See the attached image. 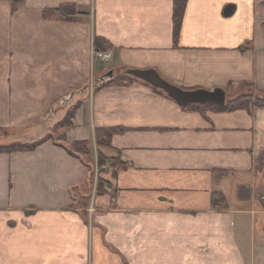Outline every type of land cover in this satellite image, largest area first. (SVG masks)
<instances>
[{
	"label": "crops",
	"instance_id": "1",
	"mask_svg": "<svg viewBox=\"0 0 264 264\" xmlns=\"http://www.w3.org/2000/svg\"><path fill=\"white\" fill-rule=\"evenodd\" d=\"M173 15L174 0H0V144L64 135L0 153V264H264V108L182 106L138 78L107 85L155 69L227 100L263 92L264 0H187L177 40ZM96 37L110 61L93 57ZM108 127L124 129L111 155L127 168L103 166L114 190L98 194L96 130Z\"/></svg>",
	"mask_w": 264,
	"mask_h": 264
},
{
	"label": "trees",
	"instance_id": "2",
	"mask_svg": "<svg viewBox=\"0 0 264 264\" xmlns=\"http://www.w3.org/2000/svg\"><path fill=\"white\" fill-rule=\"evenodd\" d=\"M24 0H13L14 8H18L23 4ZM187 6V0H174V37L175 40L178 39L181 27L183 16L185 13V9ZM72 7L70 5H64L58 9H47L44 11V17H52L57 15V13H69ZM95 46L98 50H107L109 46L106 44V41L101 37L95 38ZM136 81V78L130 74H128L127 70L123 73L118 74L115 78H113L107 85H117V86H128L133 84ZM158 93H164L163 90L152 87ZM242 88L252 90L249 92H244L236 95L234 98L227 100V103L223 107H219L213 104H203L206 106H213L216 109L223 111H236V110H247L252 111L254 108H264V91L263 92H255L252 88L246 85H243ZM242 90V89H241ZM240 90V91H241ZM254 91V92H253ZM200 106V105H189V107ZM76 106L70 107L69 111L64 118V120L56 126V130L63 129L71 125L75 113ZM124 129L122 127H108V128H98L96 130V141L98 145V166L101 168L105 165L109 158L112 156L113 147H112V137L118 133L122 132ZM49 135V134H48ZM64 135L62 134V138ZM53 139L52 137H40L32 142H11L7 144H0V153H13V152H22V151H33L42 143ZM73 151L79 152L80 154L89 155L91 153L90 143L88 141H76L72 143L70 147ZM113 162L110 168L113 169V176H117L119 170H124L127 168V163L123 162L120 156L114 157ZM107 184L111 187V182L109 180H104L102 177L98 178V194H104L109 190V188L105 187ZM213 206L216 209L223 210L228 208V201L223 193L215 191L213 194Z\"/></svg>",
	"mask_w": 264,
	"mask_h": 264
},
{
	"label": "water",
	"instance_id": "3",
	"mask_svg": "<svg viewBox=\"0 0 264 264\" xmlns=\"http://www.w3.org/2000/svg\"><path fill=\"white\" fill-rule=\"evenodd\" d=\"M233 10L234 8L230 7L227 10V14H231ZM127 72L135 78L141 79L153 87L163 90L182 106L214 104L223 107L227 103V93L222 88H216L214 90H185L165 80L155 69H128ZM106 77H113V72L110 71Z\"/></svg>",
	"mask_w": 264,
	"mask_h": 264
},
{
	"label": "rangeland",
	"instance_id": "4",
	"mask_svg": "<svg viewBox=\"0 0 264 264\" xmlns=\"http://www.w3.org/2000/svg\"><path fill=\"white\" fill-rule=\"evenodd\" d=\"M98 60V59H97ZM249 91H252V90H248V89H242L241 91H239V92H237V95L238 94H241V93H246V92H249ZM254 92V91H253ZM49 134V135H48ZM48 134H45V133H43L42 135H41V137H43V138H45V137H52L53 139H60V138H62V134L61 133H56V134H51V133H48ZM34 140H36V139H34ZM33 140V141H34ZM25 142H32V141H25ZM114 157H117L116 156V153H113V155L109 158V161L105 164V165H103L104 167H110L111 166V164L112 163H114L113 161V158ZM103 166L101 167V169H99V168H97V167H93L92 169H91V177H90V181H89V185H88V188H92L93 186H95L96 185V188H98V178L99 177H102V179H104V180H107L106 178H105V176L103 175V173H102V171L103 170H106L105 168H103ZM105 187L106 188H109V189H111V190H114L113 188H111V187H109L107 184H105ZM87 188V189H88ZM96 190V189H95ZM89 192H91V189H90V191ZM81 200H82V197H81Z\"/></svg>",
	"mask_w": 264,
	"mask_h": 264
},
{
	"label": "built area",
	"instance_id": "5",
	"mask_svg": "<svg viewBox=\"0 0 264 264\" xmlns=\"http://www.w3.org/2000/svg\"><path fill=\"white\" fill-rule=\"evenodd\" d=\"M93 57L99 61L108 62L112 59L113 53L111 51L94 50Z\"/></svg>",
	"mask_w": 264,
	"mask_h": 264
}]
</instances>
